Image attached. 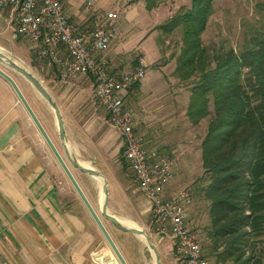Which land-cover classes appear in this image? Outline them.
Masks as SVG:
<instances>
[{
  "label": "rangeland",
  "instance_id": "rangeland-1",
  "mask_svg": "<svg viewBox=\"0 0 264 264\" xmlns=\"http://www.w3.org/2000/svg\"><path fill=\"white\" fill-rule=\"evenodd\" d=\"M83 1V7L92 8L96 4L103 12L112 10L118 13L116 41L119 52L115 59L106 55L113 72L123 73L135 68L138 65L134 61L139 58L142 62L143 56L148 62L146 77L127 94V101L135 114L136 133L150 152L174 159V188L188 186L192 189L191 223L212 264H232L231 259L223 262V258L218 257L222 247L213 251V240L209 236V200L202 190L209 183V176L203 167L202 141L213 116V103H210L211 113L200 122L190 120L187 109L192 78L184 80L176 72L177 57L183 45L182 27L173 30L161 27L172 16L190 6L191 0H163L153 8L147 7L146 0H91L94 2L91 5L88 3L90 0ZM4 8L8 7L0 6V50L38 78L57 104L65 125L64 141L67 142L69 156L88 161L108 180V212L137 224L154 243L151 249L140 235L124 230L103 217L130 264H156V256L160 264H177L175 241L156 234L151 227L148 199L140 191L125 158L120 130L113 125L107 109L94 96V78L78 75L63 79L57 76L55 70L38 66L29 40L15 33L14 20L1 16ZM263 17L264 0H214L213 13L202 34L203 44L211 55L223 48L240 49L246 38L262 27ZM0 65L17 79L55 142L62 145L53 107L21 72L1 61ZM0 91L3 93L4 109L17 107L21 110V119L28 114L12 86L1 75ZM31 123L34 124L33 121ZM34 127L36 138L41 137L40 141H44L48 153H52L35 124ZM63 150L75 176L102 214L101 181L73 165ZM52 169L61 176L63 201L69 205L78 204L90 215L60 164L58 166V161L56 164L52 162ZM261 229L262 232L254 236L253 241L256 245L254 252L259 255L260 263H264V224ZM106 252L112 253L115 263L120 264L108 244Z\"/></svg>",
  "mask_w": 264,
  "mask_h": 264
},
{
  "label": "trees",
  "instance_id": "trees-1",
  "mask_svg": "<svg viewBox=\"0 0 264 264\" xmlns=\"http://www.w3.org/2000/svg\"><path fill=\"white\" fill-rule=\"evenodd\" d=\"M161 1L146 0L147 7ZM213 10L214 0H191L161 27H182L176 72L184 80L192 78L190 120L200 122L213 103L202 141L209 176L202 190L209 200L213 251L222 247L218 257L223 262L264 264L253 241L264 224V17L262 27L240 49L223 48L211 55L202 34ZM134 62L141 63L139 58Z\"/></svg>",
  "mask_w": 264,
  "mask_h": 264
},
{
  "label": "built area",
  "instance_id": "built-area-1",
  "mask_svg": "<svg viewBox=\"0 0 264 264\" xmlns=\"http://www.w3.org/2000/svg\"><path fill=\"white\" fill-rule=\"evenodd\" d=\"M0 6L14 9L15 33L29 40L38 66L55 70L63 79L78 75L94 78V96L120 130L125 158L148 199L151 227L156 234L175 241L177 264H212L191 223L192 189L174 188V159L150 152L136 133L127 94L146 77V66L118 73L106 58L105 52L117 36L118 13L97 14L90 24L77 26L63 0H0ZM0 264H10L1 250Z\"/></svg>",
  "mask_w": 264,
  "mask_h": 264
},
{
  "label": "crops",
  "instance_id": "crops-1",
  "mask_svg": "<svg viewBox=\"0 0 264 264\" xmlns=\"http://www.w3.org/2000/svg\"><path fill=\"white\" fill-rule=\"evenodd\" d=\"M63 2L77 26L105 13L96 4L83 7V0ZM2 15L13 20L14 9L4 8ZM117 38L118 34L105 52L107 57L118 55ZM142 62L148 64L144 56ZM2 97L0 91L1 252L10 264H116L92 216L78 204L63 201L61 176L52 169L57 160L41 137L36 138L29 115L21 119L17 107L4 109ZM56 144L62 151V145Z\"/></svg>",
  "mask_w": 264,
  "mask_h": 264
},
{
  "label": "water",
  "instance_id": "water-1",
  "mask_svg": "<svg viewBox=\"0 0 264 264\" xmlns=\"http://www.w3.org/2000/svg\"><path fill=\"white\" fill-rule=\"evenodd\" d=\"M0 61L8 64L9 66L13 67L17 71L21 72L48 99V101L50 102V104L52 105V107L56 113L60 137L62 140H65L66 139L65 125H64V121H63V118L61 116L60 110H59L57 104L54 103L53 100L51 99L49 92L43 86L41 81L38 78H36L30 71H28V69L19 65V63H17V61H15L10 55L4 53L2 50H0ZM0 75L6 81H8L9 84L14 89L19 100L21 101V103L25 107L26 111L28 112L30 118L34 122V124L37 127L38 131L40 132L41 136L43 137V139L45 140V142L49 146L51 152L53 153L56 160L58 161V163L62 167L63 171L65 172V174L69 178L70 182L72 183L73 187L75 188V190L78 193L79 197L81 198L82 202L84 203L87 210L89 211L90 215L92 216V218L96 222L101 233L103 234L104 238L106 239L107 243L109 244L111 250L115 254L118 262L120 264H130L127 257L125 256L122 249L120 248L119 244L117 243L114 236L112 235L109 228L107 227L103 217L111 220L112 222H114L116 225L123 228L124 230L134 232L138 235L142 234V233L146 234L148 237L147 242L152 249L154 247V243L150 239L149 235L143 229L127 227V226L123 225V223L119 220V218L117 216H115L114 214H110L108 212V180L104 177V175L101 172L93 169L92 167L87 168V167L83 166L79 160L73 159L71 156H69L72 163L74 165H76L79 169H81L85 172H88V173H90L96 177H102L103 178L104 182L102 184L101 193L104 194V197L102 200L100 197V201L102 203V214L97 210V208L95 207V205L90 200L87 193L85 192L84 188L80 184L79 180L75 176V174H74L69 162L67 161L66 157L64 156L63 152L57 146V144H56L55 140L53 139V137L51 136L50 132L48 131V129L44 125L43 121L41 120V118L39 117V115L37 114L35 109L33 108L30 101L28 100L23 89L19 85L17 79L7 69H5L1 65H0ZM64 144H65V149L69 154V151L67 149V142L65 141ZM155 255H156V253H155ZM156 264H160L158 256H156Z\"/></svg>",
  "mask_w": 264,
  "mask_h": 264
},
{
  "label": "bare ground",
  "instance_id": "bare-ground-1",
  "mask_svg": "<svg viewBox=\"0 0 264 264\" xmlns=\"http://www.w3.org/2000/svg\"><path fill=\"white\" fill-rule=\"evenodd\" d=\"M81 162V164L83 165V166H85V167H87V168H91V165H90V163L88 162V161H85V160H82V161H80ZM99 178V181H101V183L103 184V178L102 177H98ZM101 200L103 199V197H104V194L103 193H101ZM119 220L123 223V225H125V226H127V227H131V228H139V229H141V227H139L137 224H135L134 222H132V221H130V220H128V219H126V218H124V217H119ZM140 235V237L143 239V240H147V235L146 234H144V233H142V234H139Z\"/></svg>",
  "mask_w": 264,
  "mask_h": 264
},
{
  "label": "flooded vegetation",
  "instance_id": "flooded-vegetation-1",
  "mask_svg": "<svg viewBox=\"0 0 264 264\" xmlns=\"http://www.w3.org/2000/svg\"><path fill=\"white\" fill-rule=\"evenodd\" d=\"M43 95V94H42ZM44 96V95H43ZM51 96V95H50ZM44 98L48 101V99L44 96ZM52 99V98H51ZM48 103L50 104V102L48 101ZM51 105V104H50ZM52 106V105H51ZM55 115H56V113H55ZM59 134H60V132H59ZM60 139H61V137H60ZM62 142V147H63V151H64V153L67 155V157H68V159H69V161H71V159H70V157H69V154H68V152L66 151V149H65V141L64 140H62L61 141ZM72 162V161H71ZM74 165V164H73ZM76 166V165H75Z\"/></svg>",
  "mask_w": 264,
  "mask_h": 264
}]
</instances>
